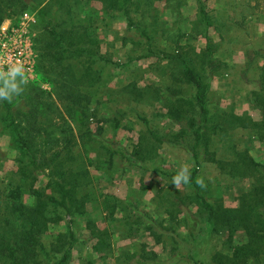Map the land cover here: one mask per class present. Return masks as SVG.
I'll use <instances>...</instances> for the list:
<instances>
[{
    "label": "trees",
    "instance_id": "obj_1",
    "mask_svg": "<svg viewBox=\"0 0 264 264\" xmlns=\"http://www.w3.org/2000/svg\"><path fill=\"white\" fill-rule=\"evenodd\" d=\"M86 1L92 0H0V23L9 12L31 9L42 29L33 38L37 81L28 84L25 92L12 103L0 101V131L10 133L12 147L21 157L18 159L19 171L0 181V264H68L72 249L75 246L82 248L89 242L90 255L85 256L81 264H95L94 259L115 264H176L175 261L184 257L194 259V249L190 245L197 236L225 231L230 239L238 228L244 230L247 241L232 246L230 256L213 257V263L250 264L251 260L264 259V160L255 159L245 146L239 148L241 140L237 143L234 137L236 130L245 129L257 139H264V48L244 52L246 68L243 72L247 73L249 69L256 72L257 86L248 92L251 105L260 112V118L254 119L246 113L237 114L233 107L220 108L210 99L213 77L233 66L226 58L228 54L217 57L224 49L218 47L209 33V28L213 27L220 40L234 41L230 32L235 22L227 21L231 18L227 3H219L216 13L210 14L203 0H193L197 5V21H188L191 28L187 32L181 9L190 0H96L102 5L98 14L101 26L94 23L89 12L96 11L94 8L84 11ZM158 1L163 3V10L171 12L174 20L170 23L160 20ZM252 1L255 0H245ZM231 8L234 11L236 6ZM243 10L238 11L239 17ZM116 13H121L127 25L142 37V42L137 41L145 49L141 57L156 55L175 65L180 76L173 79L181 86L186 85L174 88L177 84L174 82L171 91L169 88L162 92L163 100L154 91H142L153 95L156 101H164L170 119L180 126L175 132L168 131L165 137L163 133L159 137L149 129L150 136L158 138L161 144L168 142L182 147L190 153L194 163L188 184L190 192L163 210L168 214L165 219L168 221L181 215L179 225L185 230L182 239L174 236L172 239L170 235L169 255L165 258L148 249L146 244L133 242L135 238L149 235L155 243L163 244L164 233L174 231L163 223V218L156 219L142 209V203L134 194L121 200L113 195L105 198L104 219L109 226L100 229L94 220L87 219L88 233L84 237L74 226V218L87 212V203L96 201L85 190L92 182L86 167L93 162L86 149L78 151L80 157L74 152L78 143L82 146L86 139H98L108 153V166L117 155L121 170L125 166L142 169L146 159L142 153L151 152H144L142 148L140 153L138 145L130 152L120 146L112 147L99 138L100 127L95 132L89 128L96 109L92 105L99 103L95 97L96 87L101 83L100 63L103 67L111 63L101 53L100 42L93 32L99 28L106 30L107 15L109 18L118 15ZM241 14L239 21L252 12L246 16ZM198 37L205 39V45L200 49L192 43ZM122 41L126 43L125 37ZM259 60L262 64H258ZM39 82L48 83L51 89H41ZM81 158L86 167L78 164ZM73 162L76 164H71ZM205 162L214 164L220 174L229 178L248 180V188L239 196L237 207L223 206L207 187L197 185L198 173ZM43 171L47 172L49 186L56 196L44 195L34 188L38 174ZM157 171L167 177H174L178 172L163 168ZM24 191L35 195L33 205L25 204L21 199ZM136 194L142 195V184ZM160 196L156 199L154 196L152 202L156 204L155 200ZM49 205L53 211L51 215L46 212ZM53 222H64L65 230L58 232L50 247L45 248L40 236ZM113 235L131 240L117 254ZM182 246L187 248L186 254ZM92 253L98 254L97 258Z\"/></svg>",
    "mask_w": 264,
    "mask_h": 264
},
{
    "label": "rangeland",
    "instance_id": "obj_2",
    "mask_svg": "<svg viewBox=\"0 0 264 264\" xmlns=\"http://www.w3.org/2000/svg\"><path fill=\"white\" fill-rule=\"evenodd\" d=\"M203 2L210 14L216 13L220 8L219 3H227L230 7L228 12L231 17L227 18V21L235 22L232 24L230 32L234 36L233 38H235L232 42L227 39L220 40L213 27L209 28L211 38L218 44L219 48L224 49L223 52L217 54V57L220 54L226 53L228 54L226 58L230 60L229 63L233 64L227 70L220 69L222 70V73L219 74L220 76H215L211 80L210 99L212 101L215 100L220 108L229 109L233 107L237 114L246 113L254 119H259V110L251 105L248 98L249 90L257 86L256 72L253 69H249L247 73L243 71L246 68V64H244V52L249 49L264 48V43L262 42V36L264 35V0H255L252 3L245 2V0H203ZM244 3L245 6H243ZM191 4L193 8L187 9V15L190 17L186 19L187 22L189 20L197 21L196 3L192 2ZM83 6L84 11L89 7L96 10L89 12H91L94 18V23L97 26H101L98 22L101 3L92 0L84 2ZM156 6L160 8L161 21L170 23L174 20L169 10L162 9V2L158 1ZM233 6H236L234 11L231 8ZM240 9H244L241 11V13L245 14L244 16L249 12H252V14L239 21L240 17H242L241 13L240 17L238 14ZM116 14L118 15H109V18L107 15L108 27L106 30L102 29L100 31L99 28L98 31L93 32V35L100 42L101 53L111 63L106 64L105 67H103V63H100L101 83L96 87L97 95L95 97V100H99V103L97 105L93 103L92 105L96 106V109L89 128L95 132L97 127H100L99 138L112 147L120 146L125 148L127 152H130L134 146L138 145L137 149L140 153H142V148L144 152L146 150L151 152L149 154L142 153L146 157L142 162V169H131L125 166V169L121 170V162L116 157L117 155L114 156L113 161L108 166L106 161L108 153L105 152L98 139H86L82 142V146H79V143L76 147L74 146V152L78 157L81 156L78 152L81 148L89 151V160H92V165L86 167L87 165L83 158L80 161L78 160V164L81 163L82 166L89 170L92 182H90L89 186L86 185L85 190L91 194L93 199H96L95 202L90 201L87 203V212L84 215L74 218V226L83 237L88 233L85 227L87 219L94 220L100 229L105 228L108 225L104 219L106 214V210L103 209L105 198L113 195L121 200L128 199L129 196L132 197V194H134L137 196L136 199L139 198L142 203V209L152 213L156 219L163 218V223L168 225L169 228H173L174 231L164 233L165 242L163 244L155 243L154 239L149 235L135 238L133 242L136 244H146L148 249H152L165 258L169 255L170 235H172V239L173 236L177 239L178 237L182 239L185 236V230L179 225L182 220L181 215H176L175 219L168 221L165 220L168 214L164 213L165 211L163 210H165L166 206L170 207L171 202L186 197L190 192V188L188 185H182L177 190L172 184L173 177L164 176L157 170L163 168L169 171H179L183 165H188L191 170L194 163L190 153L182 147L168 142L161 144L158 138L150 136L149 129L155 131L159 137L162 133L165 137L168 131L175 132L180 126L170 119L164 101H162L163 103L156 101L153 99V95L142 91L145 89L151 93L154 91L163 100L162 92L169 88L171 91V86L174 82H177L173 77L180 76V71L179 69L175 70V65H170L165 59L159 58L156 55L141 57L145 49L142 47V43L138 44L137 41L142 42V37H140L133 27L127 25L121 13ZM137 17L140 18L139 15ZM23 21L29 23L30 42L33 43V38L38 34L39 29L40 31L42 29L38 26L35 11L31 9H25L16 13L9 12V15L0 23V31L19 28ZM187 26L186 30L189 32L188 30L191 27L190 25ZM122 37H125L126 43H123ZM156 37L159 38L160 36L157 34ZM192 43L197 49H200L205 45V39L198 37ZM121 64H125V66H120ZM258 64H262V61L259 60ZM32 65L33 73L25 72L28 84L37 81L36 60ZM3 68L5 71L7 70V68ZM25 69L29 71V66ZM38 84L43 90L51 89L48 83L39 82ZM183 86L186 85L183 84ZM183 86L177 82L174 88H183ZM74 132L76 133V131ZM234 137L237 139V143L241 140V143L238 144L239 148L245 146L255 159L259 161L264 160V139H257L252 132L245 129L236 130ZM172 141L176 142V138H173ZM146 146L156 148V150L152 151L150 148H146ZM20 158L18 151L12 147L10 133L0 131V181L6 179L12 172L17 173L19 171L20 162L18 159ZM96 158L98 160L97 163ZM71 164L76 163L73 162ZM110 174L113 176L110 177ZM15 178H17V175ZM198 179L203 180L210 194L217 197L218 201L225 207H237L239 196L248 188L247 179H234L220 174L212 163L205 162L202 164L198 173ZM49 183L50 178L47 172L43 171L38 174L34 182V188L44 195L54 194L56 196L50 188ZM141 184L142 195L138 196L136 190ZM81 192L84 193V191ZM154 196L155 199L160 196L159 200H155L157 205L152 202ZM21 199L25 204L33 205L35 203V195L29 191H24ZM159 205L160 207H158ZM46 212L49 215L52 214L53 211L50 205L47 206ZM116 214L118 215V213ZM65 225L64 222H53L48 225L46 231L40 236V240L45 248L50 247L58 232L65 230ZM246 241L247 236L241 228L233 231L230 239L228 238V233L225 231H214L210 235L202 234L197 236L193 244L190 245L194 249V259L190 260L184 257V259H179L175 262L176 264H214L213 257H219L221 254L230 256L232 246L244 244ZM130 242V239H120L117 235L112 236V243L116 254ZM90 244L91 242L86 243L82 248L75 246L72 249L68 264H81L82 259L90 255ZM183 249L186 254L187 248ZM92 255L94 258L98 256L96 253H92ZM94 261L95 264H115L113 261L106 262L100 260L98 262L97 259H94ZM260 263L264 264L263 258H260L258 262L250 261V264ZM40 264L43 263L40 262Z\"/></svg>",
    "mask_w": 264,
    "mask_h": 264
},
{
    "label": "built area",
    "instance_id": "obj_3",
    "mask_svg": "<svg viewBox=\"0 0 264 264\" xmlns=\"http://www.w3.org/2000/svg\"><path fill=\"white\" fill-rule=\"evenodd\" d=\"M29 23L21 22L19 28L0 31V67L7 68L11 64L29 66L27 73H33L32 63L36 60L33 43L30 42ZM13 45V46H12ZM26 66V67H25Z\"/></svg>",
    "mask_w": 264,
    "mask_h": 264
},
{
    "label": "clouds",
    "instance_id": "obj_4",
    "mask_svg": "<svg viewBox=\"0 0 264 264\" xmlns=\"http://www.w3.org/2000/svg\"><path fill=\"white\" fill-rule=\"evenodd\" d=\"M26 69L22 64H11L5 71L0 67V101L12 103L16 97L21 96L28 85V79L25 76ZM191 181V171L188 165H183L177 174L173 177L172 184L179 190L182 185H188ZM197 185L205 188L202 179L196 181Z\"/></svg>",
    "mask_w": 264,
    "mask_h": 264
},
{
    "label": "crops",
    "instance_id": "obj_5",
    "mask_svg": "<svg viewBox=\"0 0 264 264\" xmlns=\"http://www.w3.org/2000/svg\"><path fill=\"white\" fill-rule=\"evenodd\" d=\"M192 2H194L193 0H191V1H188V3L184 6V7H182V15H183V17L185 18V22H186V24L187 25H189V23L186 21V19H189L190 17H188V15H187V12H188V10L187 9H189V8H193V6H192ZM190 3V4H189ZM195 8H197V5L195 4Z\"/></svg>",
    "mask_w": 264,
    "mask_h": 264
}]
</instances>
